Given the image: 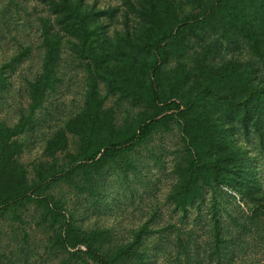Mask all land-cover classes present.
<instances>
[{
  "label": "trees",
  "instance_id": "16d2710c",
  "mask_svg": "<svg viewBox=\"0 0 264 264\" xmlns=\"http://www.w3.org/2000/svg\"><path fill=\"white\" fill-rule=\"evenodd\" d=\"M6 15L0 264H264V0Z\"/></svg>",
  "mask_w": 264,
  "mask_h": 264
},
{
  "label": "rangeland",
  "instance_id": "374dc122",
  "mask_svg": "<svg viewBox=\"0 0 264 264\" xmlns=\"http://www.w3.org/2000/svg\"><path fill=\"white\" fill-rule=\"evenodd\" d=\"M1 2L3 4H6V0H1ZM100 4L101 5H105V3L107 2H111L113 3L114 0H99ZM24 6H27V5H24ZM24 8H27V7H24ZM22 12V11H21ZM23 14V13H22ZM23 16H27L25 14H23ZM33 18V17H32ZM2 21L5 22V25L3 26V23H0V37H2L3 35H6L7 33H9V31L14 32L13 28H12V25H13V21H12V18L10 17V15H6ZM26 28V32H31L29 30V27H24ZM10 29V30H9ZM10 48V49H9ZM7 49V50H6ZM13 53V49L11 46H8L5 48V41H3V43H0V61H2L3 59H6L8 58L11 54ZM4 61V60H3ZM33 68V67H31ZM24 71L26 70H23V73ZM13 82H14V85L18 88L19 86V83H20V77H17L16 75L13 77ZM73 90V89H72ZM71 90V92H72ZM68 95V97L66 98L67 102H69V99H70V94L71 92L70 91H65ZM13 95V93L7 98V100L5 102H1L0 103V116L2 115H13L12 112H13V109H11V106L9 105V100H10V97ZM26 158V157H25ZM25 161H28V158H26ZM32 264H38L36 262L32 263ZM41 264V263H40ZM49 264H51L49 262Z\"/></svg>",
  "mask_w": 264,
  "mask_h": 264
}]
</instances>
